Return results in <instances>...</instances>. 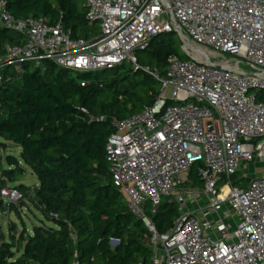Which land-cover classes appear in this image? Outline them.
I'll list each match as a JSON object with an SVG mask.
<instances>
[{
  "label": "built area",
  "instance_id": "1",
  "mask_svg": "<svg viewBox=\"0 0 264 264\" xmlns=\"http://www.w3.org/2000/svg\"><path fill=\"white\" fill-rule=\"evenodd\" d=\"M84 6L85 19L99 27L87 41L72 39L60 22L16 19L0 0V25L24 37L6 48L0 67L22 72L24 64L36 69L51 61L73 73L124 63L136 69L134 51L172 31L181 48L185 39L206 51L207 60L187 52V60L169 57L166 78L147 71L160 80L159 95L140 114L113 121L106 161L113 185L150 233L149 264H264V175L248 178L245 188L231 180L264 155V0H84ZM223 53L232 59L217 60ZM193 166L203 188L189 178ZM0 197L22 200L14 190ZM201 197V205L186 207ZM167 198L179 215L161 235L150 215Z\"/></svg>",
  "mask_w": 264,
  "mask_h": 264
},
{
  "label": "trees",
  "instance_id": "2",
  "mask_svg": "<svg viewBox=\"0 0 264 264\" xmlns=\"http://www.w3.org/2000/svg\"><path fill=\"white\" fill-rule=\"evenodd\" d=\"M4 1L14 18H44L50 25L60 22L74 40L87 41L98 33L97 24L85 19L83 0ZM23 38L0 25V57L8 46L20 45ZM136 53L147 54L152 68H144L136 58V69L124 63L74 75L51 61L36 69L24 64L16 74L8 73L10 67L3 69L0 139L14 143L20 154L7 157L8 170L0 164V191L7 182L25 175L23 166L29 168L38 186L29 189L20 184L13 190L48 224L41 220L22 246L3 244L0 264L150 263V233L113 185L105 149L116 132L113 121L140 114L156 101L161 84L149 72L156 70L161 79L166 78L169 57L188 58L173 31L158 34L145 48L135 50L134 56ZM196 170V166L191 168L189 178L193 186L203 188ZM145 206L150 209L149 204ZM178 215L177 203L161 199L150 220L157 233L164 235ZM111 240L119 242L115 248Z\"/></svg>",
  "mask_w": 264,
  "mask_h": 264
},
{
  "label": "rangeland",
  "instance_id": "3",
  "mask_svg": "<svg viewBox=\"0 0 264 264\" xmlns=\"http://www.w3.org/2000/svg\"><path fill=\"white\" fill-rule=\"evenodd\" d=\"M96 26L98 27V25ZM98 33H99V29H98ZM186 42L198 53V55H201L203 57L209 56V54L206 51L199 49L198 47L192 45L188 41ZM180 49L183 53H185V50L183 47L181 48V45H180ZM135 57L139 61L140 65L143 66L144 68H152L149 63L147 54L136 53ZM216 59L217 60L225 59L227 61H230L232 57L229 56L228 54L223 53L221 54V56L217 57ZM242 68L244 70H248V68L245 66H242ZM3 69L5 68L0 67V75ZM18 69L19 68L17 67H10L8 68V73L16 74V72H18ZM28 70L30 71L31 68H29ZM170 93L171 90L167 89L166 95L169 96ZM19 154H20V148L17 147L14 143L5 142L4 140L0 139V164L2 169L8 170L10 168L9 165L7 164V157L12 156L14 158H18ZM23 167L25 168V175L17 179L14 183L7 182L6 188L5 189L3 188L2 190H13L14 186L20 184L28 187L29 189H33L34 187L38 186L37 179L32 173V171L25 166ZM238 173H239L238 176L233 177L231 179L232 183L235 188H245L248 182L243 183V182H238L237 180L238 179L241 180L243 178H256L264 175V155H262L258 160H256L255 163L242 166ZM241 183L243 185H241ZM203 200L204 198L201 197L199 200L187 201L186 207L192 205L196 207L197 205H201ZM0 201L3 203V205L0 206V247L5 243H10V245L12 246H15L16 244H20L21 246L24 245V241L26 240L28 235L32 233L33 228L41 224L40 221L43 220L41 213L37 209H35L29 201L20 200L17 202L9 203L6 199H2L1 197H0ZM9 204H12L13 208H11ZM44 222L45 224H48L46 221ZM12 240L14 241V243H11ZM110 245L112 248H115V243L113 241L110 242ZM10 251L15 256H18V254L15 253L14 247H11Z\"/></svg>",
  "mask_w": 264,
  "mask_h": 264
},
{
  "label": "bare ground",
  "instance_id": "4",
  "mask_svg": "<svg viewBox=\"0 0 264 264\" xmlns=\"http://www.w3.org/2000/svg\"><path fill=\"white\" fill-rule=\"evenodd\" d=\"M183 48L185 50V52H187L188 54H190L191 56L193 55V57L197 58V59H202V60H207L210 58V55L209 56H201V55H198V53L183 39Z\"/></svg>",
  "mask_w": 264,
  "mask_h": 264
},
{
  "label": "water",
  "instance_id": "5",
  "mask_svg": "<svg viewBox=\"0 0 264 264\" xmlns=\"http://www.w3.org/2000/svg\"><path fill=\"white\" fill-rule=\"evenodd\" d=\"M176 34H177L178 39H179V41H180V43H181L182 39H181L180 35H179L178 33H176ZM184 54L186 55L187 58H189L188 55H187L186 53H184ZM207 129H208L209 132H212V129H211V123H207Z\"/></svg>",
  "mask_w": 264,
  "mask_h": 264
},
{
  "label": "crops",
  "instance_id": "6",
  "mask_svg": "<svg viewBox=\"0 0 264 264\" xmlns=\"http://www.w3.org/2000/svg\"><path fill=\"white\" fill-rule=\"evenodd\" d=\"M191 207H193L194 208V206L192 205V206H188L187 208H191Z\"/></svg>",
  "mask_w": 264,
  "mask_h": 264
}]
</instances>
